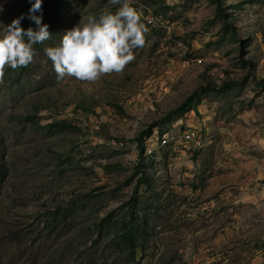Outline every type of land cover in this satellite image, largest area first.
<instances>
[{
  "label": "rangeland",
  "instance_id": "obj_1",
  "mask_svg": "<svg viewBox=\"0 0 264 264\" xmlns=\"http://www.w3.org/2000/svg\"><path fill=\"white\" fill-rule=\"evenodd\" d=\"M240 2L229 11L252 73L237 42L222 38L209 0H129L157 25H144L145 43L122 71L81 81L58 80L44 48L119 5L63 0L55 34L32 46L26 69L0 70V264H264V0L225 4ZM24 3L0 0V23ZM229 79L241 82L184 115L197 146L179 144L175 119L165 132L177 141L146 153L145 231L132 258L114 229L99 226L109 212H126L137 157L129 139L199 85ZM56 120L66 122L50 126Z\"/></svg>",
  "mask_w": 264,
  "mask_h": 264
},
{
  "label": "clouds",
  "instance_id": "obj_2",
  "mask_svg": "<svg viewBox=\"0 0 264 264\" xmlns=\"http://www.w3.org/2000/svg\"><path fill=\"white\" fill-rule=\"evenodd\" d=\"M42 0H29L27 13L0 23V70L27 66L33 59V45L50 38L48 25L41 22ZM119 5L114 12L89 15L86 22L66 30L57 46L44 48L58 80L71 77L94 81L100 75L122 71L134 59L133 49L145 43L146 28L129 0H110ZM0 7V11H2ZM29 19L33 27L22 28L21 20Z\"/></svg>",
  "mask_w": 264,
  "mask_h": 264
},
{
  "label": "trees",
  "instance_id": "obj_3",
  "mask_svg": "<svg viewBox=\"0 0 264 264\" xmlns=\"http://www.w3.org/2000/svg\"><path fill=\"white\" fill-rule=\"evenodd\" d=\"M211 4L215 6V15L213 16V21L220 20L221 22V32L222 38L229 37V39L236 41L238 45V50L240 53V61L243 67L248 68V72L252 73L255 64L249 59L245 58L248 54L247 39L241 40L238 37L237 29L232 22V11L240 8L242 2L240 3H229L225 4L226 0H209ZM63 0H42L40 8L41 12L37 13L42 16L41 22L48 25V31L51 35H54L57 29V22L61 19L62 7L61 3ZM30 7L29 0H25V3L20 11L22 13H27ZM157 13V11H155ZM21 27L28 28L35 25L27 18L21 20ZM39 47V44H37ZM27 66L20 67L21 70L26 69ZM246 76L245 78H247ZM241 81L238 80H223L221 83L209 82L205 85H199L195 88L178 106L169 110L162 118L153 121L148 124L144 129H142L137 136L129 139L131 142L136 144V161L133 164V172L128 178V182H133L134 186L129 199L121 205V207L126 208V212L123 216H117V210H113L105 215L99 222L101 228L114 229L116 234V244L120 247H124L132 258H136L138 252H140V244L138 243V236L144 233L145 219H140L138 214V205L140 202V191L143 186H150L149 183V173L147 171L148 163H145L146 147L147 141L158 131L159 135H162L166 130V125L171 121L184 116L187 112L191 110H198V106L202 103L204 96L209 93H224L232 89H235ZM65 120H56L50 123V126L62 127L65 124ZM149 163H153V159L149 160ZM4 175V165L0 162V179ZM89 198H93L95 194H88ZM88 198V199H89ZM69 209L66 208L64 214L68 213ZM59 213V211H57ZM107 224V225H106Z\"/></svg>",
  "mask_w": 264,
  "mask_h": 264
},
{
  "label": "built area",
  "instance_id": "obj_4",
  "mask_svg": "<svg viewBox=\"0 0 264 264\" xmlns=\"http://www.w3.org/2000/svg\"><path fill=\"white\" fill-rule=\"evenodd\" d=\"M141 22L145 25H150L152 27H155L157 25L154 17H143L141 12L137 11ZM194 112V110H191ZM190 112V111H189ZM188 112V113H189ZM186 113V114H188ZM185 114V115H186ZM184 116L177 119L179 121V124L181 126V134L178 137L179 144L185 145V143L193 144V146H197L199 144L200 134L199 131L193 127L192 125H187L185 123V119L183 121ZM176 140V137L169 135V133L165 132L162 135H159L158 131H155L154 134L151 135L147 142L146 147V153L151 154L152 150L158 146H164L165 144H168V142ZM178 144V145H179Z\"/></svg>",
  "mask_w": 264,
  "mask_h": 264
},
{
  "label": "crops",
  "instance_id": "obj_5",
  "mask_svg": "<svg viewBox=\"0 0 264 264\" xmlns=\"http://www.w3.org/2000/svg\"><path fill=\"white\" fill-rule=\"evenodd\" d=\"M194 113L196 114V113H197V110H196V111H194Z\"/></svg>",
  "mask_w": 264,
  "mask_h": 264
}]
</instances>
